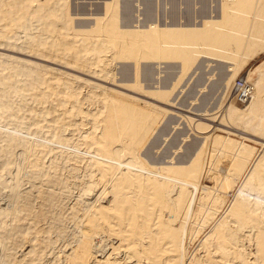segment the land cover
Masks as SVG:
<instances>
[{
	"label": "bare ground",
	"instance_id": "6f19581e",
	"mask_svg": "<svg viewBox=\"0 0 264 264\" xmlns=\"http://www.w3.org/2000/svg\"><path fill=\"white\" fill-rule=\"evenodd\" d=\"M34 3L38 4V9L36 8L38 12L31 15V8L33 9V5L35 7ZM60 6L62 9L60 10V15H58L56 7L58 9ZM117 7L116 0H112L110 4H106L103 16L95 17V23H93L94 27L92 26L93 28L86 31H73L67 29L70 27L69 25L72 20L70 21L69 15L66 12L67 10H65V0H0V23L4 22L1 24L2 26L0 25V45L4 44L11 34H14V30L28 31V24L31 20H33V22H40L37 20L40 14L45 15V17L52 21L55 17H59L61 19V22L59 21L61 24L58 26H62L60 28L61 30H69L68 33L58 32L56 37H54V40L48 41L44 38L45 40L42 42H40L41 39L37 37L38 40H34L29 32H25L26 36L24 33L23 37L25 36L27 37L26 39H29V43L31 42L30 45H32L31 48L34 52L37 54L40 53V55H38L43 60L37 58L38 60L40 59L39 61L44 63L47 62L49 64L52 63L57 67L63 65L62 67L70 70V72L74 71L77 74L80 73V75L86 76L95 81V83L89 82L65 72L63 73L55 69L44 68V71H40L42 82L40 85L41 92L33 97L36 101L32 99L35 101L34 103L41 107L52 101V111L48 109L41 110L43 114L42 116L45 119L43 121L45 123L49 124L52 121L51 115L53 112H56V114L59 112L60 114V116H56L55 119L58 118L57 122L58 120L61 121L62 123L59 124L62 126L57 127L59 132L58 130L53 131V133L58 132V136L56 137V134H53V136L51 135V138L55 136L56 142L69 143L70 138L74 136L73 134L76 133L78 135L82 132L84 135H78L76 138H78L77 140L80 138V140L77 142L79 145L82 144L83 148L85 147L88 151H92V154L96 156V158L93 157L91 159L81 158V160H86L85 163L82 164H84V168L87 169L86 172L89 171L88 174L91 179V181L89 179V182L92 185L93 193H95L97 197L94 196V200L90 204H86L87 207H89L86 214H80V216H84L83 220L81 219L82 221H79L81 217L77 220L79 223L82 222L83 231L81 230V239L78 238L80 240H76V242L78 241L76 247L74 249L71 248L72 250H70L68 256L64 257L66 260H62L63 263L264 264V204L262 203L264 202V155L261 156L262 154H259L260 158L256 156L249 172L245 175L243 184L241 185L240 183L232 202L226 207L227 209H225V213L223 212L221 216H219V220L214 222L213 227L203 239L199 241V246L197 245V250L195 249L196 252L194 250L193 256H191V258L188 257L189 259L186 257L183 245L184 236L186 234L185 226L183 225L184 223H180V220L182 218H185L184 220H186L191 211L194 200L193 195L200 184L203 172L202 157L204 152L199 151L185 166L160 169L161 178L159 177V179L155 177L153 178V174L151 177L148 176V174H145L146 176H144L142 175L144 174L142 172V174H138L131 170L133 168L138 171L147 172L151 169L136 156V152L146 141L154 127L159 124V121H161L165 113L168 112L158 107H154V104L152 106V103H147L145 99L150 101L157 100L156 102L159 103L160 99H166L169 92L173 91V88L177 84V82L176 84H170V87H161V84H156L157 87L154 88L155 92L149 93V95L153 96L155 99L145 97L139 85V71L137 67L139 63L150 55L154 56L153 58L157 56L156 59H158V56L162 58L164 56L166 59L167 56L168 59H179L182 70L185 71L194 65L193 58L195 56L193 57L191 50L193 48L195 49L194 46L198 47L201 45L200 47L206 46L211 50L212 47H214L218 53L223 51L228 53V49L233 48V55H237V58L234 57L235 59L232 61L235 62L232 63V65L235 63L237 65V59L239 57L241 58V55L239 57L238 55L240 52H244L243 46H240V41L245 42V45L248 43L246 51L249 57L253 56L259 50L264 49V45L255 44L254 46L253 43H249V40L254 39L255 37H258L259 39V37L262 36L260 39L264 38V25H253L254 22L251 23L249 20L242 17L239 18L238 16L240 10L241 13H245L249 10H254L255 12L256 7L253 6L251 0H230V5L225 4L221 6L222 11H220L221 14L218 16V19L215 18L211 20L214 22L216 21V23L218 22V25L214 26V28H211L213 24L210 23L207 18V21H205L207 24H201V26L199 25L196 27L195 25H192V27H186L184 25L181 26L180 24L178 26H171L172 24H169L171 27L168 29L167 26L169 25H167L165 28L167 31L155 30V26L148 27L146 30L140 26L139 31L123 29L125 27H121L118 22ZM12 9L16 16L10 18L8 15L11 13L10 10ZM6 18H10L11 20H7ZM208 22L210 24H208ZM51 24L49 23V27H45V25L40 23L39 26L40 28L43 26L41 30H49L54 35L57 30V25L54 23V25ZM158 27L159 26H157V28ZM215 27L217 29L219 27L220 31L216 30ZM16 34L13 35V38L16 37ZM238 34H242V36L246 35L245 41H243V39L240 40L238 37L236 38L235 36ZM53 35H51V37H53ZM26 42L28 41L26 40ZM162 43L163 47H165V45L167 47V44L168 47L169 45L170 47L163 49L162 46L160 47ZM22 46L25 47V45ZM17 48L15 47L14 49ZM23 49L24 48H22V51ZM113 49L118 50L117 58L114 59L130 60L134 62L136 69H134L135 78L133 81H125L120 85L114 84L115 79L111 73L112 70H109L110 61L113 62L114 59H110L111 57L107 59L108 52H112ZM24 50L28 52L27 47ZM5 63L12 67V70L15 69V73L16 71L20 73V71H18L20 70L19 67L25 65H28V69L34 73L39 69L35 63L29 64L30 62H23L13 58L7 60ZM230 67L231 69L229 72L232 71V74L234 75L236 72L235 65ZM233 75H228L226 77V85H228L229 81L234 77ZM244 77L246 78V81L252 85V94L250 99H247L244 102L245 104L250 101L242 111H247V113L251 115L252 113L249 112L263 111L262 113H264L263 109L260 110L264 101V90H256V84H252L251 81H249L248 76ZM6 79L4 78L1 80L5 81ZM6 83L9 84L8 81ZM36 83L38 84V82ZM97 83H104L103 85L106 86ZM261 85L264 86V83H261ZM82 86H86V88L90 89L85 100L89 103L95 104L96 107L95 109L93 108L94 111L88 110L89 108L85 109V106L82 107V102L85 103L80 92V87ZM113 88L118 90L116 91ZM134 91H137V93ZM35 92L37 93V91ZM129 93H132L134 96H130ZM135 96L140 97L141 99L136 98ZM142 98H144V100H142ZM67 105L69 108H65ZM227 108L229 107H226V109ZM234 112H238V109L235 107H230V110L226 112L228 113L229 119L232 120ZM49 114L51 119L48 118ZM35 117H37V115ZM52 117L54 118V116ZM46 119H50L51 121L46 122ZM263 119L264 118L262 117V121ZM247 121L250 122L249 120ZM237 122H239L240 125V121L237 120ZM248 122L245 124L247 127L244 126L245 130H247L249 126ZM54 123H56V120ZM233 123L235 124V122ZM47 124L46 127L48 126V128H50L53 126L54 129L56 127L55 125H59L57 123L55 125L49 124V127ZM85 125L87 128L88 126L90 128L85 132H78V129ZM262 125L263 124H258L259 127H262ZM40 126L42 127L43 124H37V128L35 129L36 132H39L41 129L43 131V129L46 128H44V126L41 128ZM199 126L201 127L202 125ZM258 126L257 129L259 128ZM70 127L74 128L75 131H71V133H73L72 136L66 138L63 136L65 133L60 131L67 130L70 132V130H72ZM218 127L219 124L213 126L214 129H217ZM68 128L70 129L68 130ZM50 129L52 131V127ZM248 129L251 130V126H249ZM252 130H256L255 127ZM259 130H261V128L254 132ZM48 132H50V130H48ZM69 132L66 133L69 134ZM261 135L263 136V133H261ZM78 143H76V145ZM235 146L236 145H234L233 142L223 141L220 137H216L213 141V147L224 153L226 152L223 151V148L227 150H235ZM52 150L48 151L51 152ZM40 151L41 148L38 153L42 154ZM236 151L235 154L237 155L233 158L231 157V160H229L230 158H226L231 163L224 178L217 177L220 174L218 175L216 172L214 174L212 173L210 178H207L209 179L208 181L211 182L210 184L218 187L219 190L217 191L219 193L217 192L218 195H216L212 201L210 206L211 213L207 212L206 216L204 215V219L201 221L202 224L200 226L205 227L209 224V221H213L214 216L217 215L216 213H218L221 205H224L223 203L226 200V197L232 192L235 183L240 179L242 166L245 164H243L242 159L248 160L252 154V151L244 145L237 147ZM67 159L69 158L67 157ZM71 159L72 161L74 160V158L70 157V160ZM78 159V156L77 158L75 157V160L78 161ZM123 159H128V161L124 160L125 164H122ZM75 160L74 163H77ZM31 162H28L30 163V168L36 170L39 167H41L40 170L43 168L38 163V160ZM214 165H216L217 169L225 167L224 163L221 164L219 162L214 163ZM123 167L127 170H123ZM152 169L154 170V168ZM43 170H41V172H43ZM212 170L214 171V168ZM221 170L222 169H220V172ZM157 174L159 173H156L155 175ZM207 174L209 175V173ZM98 186L102 188L101 191L96 189ZM247 191L251 194L244 195ZM202 196L205 197L206 195ZM210 196H206V198L208 199ZM248 196L250 197L248 198ZM251 196H253L254 199H251ZM203 197L202 201L200 199L199 202L204 203L205 205L207 199H203ZM76 210H78L77 207L75 211ZM200 214L201 213L198 215ZM184 222L185 224L187 223L186 221ZM1 225L4 226V224ZM3 226H1V228ZM191 233L194 234L192 230ZM189 234L188 236H190ZM97 236H103L111 240V249L109 252H106L107 250L99 252L98 246V250L96 249V246L95 248L92 246V239H95ZM37 237L38 236H36V238ZM108 240L107 242H109ZM243 241L248 243L247 248L242 246L243 244L241 243ZM105 247H107V245Z\"/></svg>",
	"mask_w": 264,
	"mask_h": 264
},
{
	"label": "rangeland",
	"instance_id": "374dc122",
	"mask_svg": "<svg viewBox=\"0 0 264 264\" xmlns=\"http://www.w3.org/2000/svg\"><path fill=\"white\" fill-rule=\"evenodd\" d=\"M111 2L112 0H65V10H67L66 12L69 15L70 21L72 20L69 25L70 27L67 29L73 31H86L93 28V23H95L94 20L96 19L95 17H102L106 4H110ZM251 2L253 3V6L256 7L255 12L254 10H249L245 13H241L240 10L238 14L239 18L242 17L249 20L251 23L254 22L253 25H264V0H251ZM225 4L230 5V0H116V6H118V9L116 8L118 13H116L119 25L121 27H125L123 29L139 31L140 26L145 28V30L148 29V27L155 26V30L165 31L166 26L169 24H172L171 26H178L180 24L181 26L184 25L186 27H192V25H195L196 27L199 25L201 26V24H207L205 22L207 20L213 24V26L210 27L214 28V26L218 25V22L216 23V21L214 22L211 20L215 18L218 19V16L221 14L220 11H222L221 6ZM37 5L38 4L36 3L35 7L33 5V9L31 8V15L38 12ZM61 9V6L58 7V9L56 7L58 15H60L59 13H61ZM10 11L11 13L8 15L10 18L16 16L13 9ZM10 18L6 19L11 20ZM37 20L40 22H33V20L29 22L28 31L14 30V34H11V36H9L5 41V43L9 44L4 43L0 45V75L2 76H0V264H66L63 263V261L66 260L64 257L68 256L70 250L74 249L78 241L81 239L80 236H82L83 227L82 222L79 223V221L81 219L83 220L84 216L82 215H85L89 209L86 204H90L94 198L97 197L96 194L93 193L92 185L89 182V171L86 172L87 169H85L84 164H82L85 163L86 160H81V158L91 159L93 157L96 158V156L92 154V151H88L85 147L84 149L81 142V145H79L78 142L80 138L79 140L76 138L78 135L83 136L84 133L81 131L85 132L90 127L88 126L87 128L85 125L78 129V132H81V134L79 133L78 135L75 132V134L71 133V131H75L74 128L71 127L70 128L72 130H70V132L67 130L60 131L65 133L63 136L66 138H69L72 134L74 136L70 138L69 143L56 142V137L58 136L57 134H59L57 127L62 126L59 124L62 122L59 120L57 122L58 118L55 119L56 116H60L59 112H57L58 115L56 112H53L51 115L52 119L50 118V114L48 115L49 117L47 116L52 120L46 119V122L51 121L49 123L50 125H55L56 123L59 124L58 126L55 125V129L51 126V131L50 125L43 121L45 119L42 116L43 114L41 110L48 109L52 111V101L49 102V104L51 103L50 105L47 103V105L41 107L40 105L38 106L34 103L36 100L35 98L33 99V97L37 96L39 92H41V72L45 70L44 68L55 69L63 73L65 72L89 82L95 83V81L86 76L80 75V73L77 74L74 71L70 72V70L62 67L63 65L57 67L52 63L49 64L47 62L44 63L39 61L40 59H43L40 58V53H38V55L31 48V42L29 43V39H26L27 37H25L26 33L29 32L34 40L40 38V42H42L45 40L44 38L48 41H52L55 39L54 37H56L58 32L68 33L69 30L63 29V31L60 29L62 26H58L61 24V19L59 17H55V21H52L45 17V15L40 14ZM209 22L208 24H210ZM3 23H0V25ZM40 23L45 25V27H49V23H52L51 25L56 24V33L53 35L49 30H41L43 26L40 28ZM170 25L167 26L168 29L171 27ZM157 26L159 27L157 28ZM215 29L220 31L219 27L218 29L215 27ZM24 33L25 36L23 37ZM15 34L16 37L13 38V35ZM51 35H53V37H51ZM245 36L246 35L242 36V34H238L235 37L245 41ZM260 37L259 39L258 37H255L254 39L249 40V43H253L254 46L255 44L264 45V38L260 39ZM26 40L28 42H26ZM163 43L160 47H163ZM22 45H25V47ZM241 45L243 46L244 52H240L238 55V57L241 55V58H238L239 61L237 59V65L236 63L232 65V63L235 62L232 61L235 59L234 57L237 58V55H233L232 47V49H228V53H225L224 51L218 53L214 47H212L211 50L206 46L200 47V45L198 47L194 46L195 49H193L195 51L193 49L191 50L193 57L195 56L193 58L194 65L185 71L182 70L179 59H168L167 56L166 59L164 56L163 58L158 56V59H156L157 56L153 58L154 56H151L150 53V56L148 55L149 57L142 60L137 66L139 71V85L144 96L147 98L155 99L153 96L149 95V93L155 92L154 88L157 87L158 84H161V87H170V84H176V82L177 84L173 88V91L169 92L166 99H160L159 103L156 102L157 100L150 101L145 99L147 103H152V106L154 104V107H158L168 112L165 113L161 121H159V124H157L152 132H150L148 138L140 147L141 150L139 148L140 152L139 150L136 152V156L141 159L144 164L146 163V166L151 169L147 172L138 171L133 168L131 170L137 172L138 174L144 173L142 174L144 176L148 174V176L151 177L153 174V178L155 177L159 179L161 176L160 169L185 166L197 155L199 151L204 152L202 157L203 172L200 184L193 195L194 200L191 211L186 220H184L185 218L180 220V223H184L183 225L185 226L186 234L184 236L183 245L187 258H191V256H193L194 250H197V247L199 246V241H201L213 227L214 222L219 220V216H221L223 212L225 213V209H227L226 207L232 202L234 194L238 190L240 183L241 185L243 184L245 175L249 172L256 156L260 158L259 154H262L261 156L264 155V119L262 121V117L264 118V113H262L263 111H248L249 113H252V115L248 114L247 111L244 112L242 109H244L247 103L250 102L249 100V102L244 104L232 100L230 97V88L236 77L248 76L249 81H251L252 84H256V90H264V86L261 85V83H264V49L259 50L253 56L249 57L246 51L248 43L245 45V42L240 41V46ZM15 47L18 48L14 49ZM26 47L27 50L30 48L28 52L24 50ZM167 47L165 45L163 49ZM22 48H24L23 51ZM116 50L117 49H113L112 52L109 51L107 59L110 57L112 60L117 58L118 50ZM12 58L23 62H30L29 64L35 63L40 70L38 69V71L34 73L28 69V65H25L23 66L24 68L19 67L20 70L18 71H20V73L16 71V74L15 69L12 70V67L5 63L7 60ZM37 58L40 59L38 60ZM110 62L109 70H112L111 73L115 79L114 84L120 85L125 81L130 82L134 80V69H136L134 62L120 59H114L113 62ZM234 65L236 72L233 71L235 72L233 75L232 71L229 72V70L231 69L230 66ZM228 75H233L234 77L229 81L228 85H226L227 83L225 79ZM4 78H7L5 81H8L9 84L1 80ZM36 82H38V84ZM97 84L103 85L104 83ZM80 88L81 96L85 101V103L82 102V107L85 106V109L89 108L88 110L94 111L96 107L95 104L89 103L85 100L90 89L86 88V86H82ZM113 89L116 91L118 90L115 88ZM35 91H37V93ZM134 92L137 93V91ZM130 96L134 95L131 93ZM142 100H144V98H142ZM226 107L229 108L226 109ZM230 107L238 109V112H234L232 120L228 118V113H226L230 110ZM65 108H69V106L67 105ZM261 109L264 110V101L260 110ZM36 115L37 117H35ZM52 116H54V118ZM55 120L56 123H54ZM237 120L240 121V125ZM233 122H235V124ZM246 122H248L249 126H251V130L248 129L249 126L247 130H245L244 126H246ZM37 124H43L44 128L47 124L50 128L47 126L42 131L41 128L43 126H40L41 130L36 132L35 129L37 128ZM218 124L219 127L214 129L213 126ZM258 124L263 125L262 127H259L260 125L258 126ZM199 125L202 126L200 127ZM256 125L261 128V130L254 132L259 129H257ZM254 127L256 130L253 131L252 129ZM70 128H68V130ZM48 130H50V132H48ZM55 130H58V132L53 133ZM66 132H69V134ZM261 133H263V136ZM53 134H56V137L54 136L55 138H51ZM216 137H220L223 141L233 142L234 145H236L235 150H227L223 148V151L226 152L224 153L215 149V147H213V141ZM76 143L78 144L76 145ZM242 145L250 149L252 154L248 160L242 159L243 164H245H242L243 166L240 179L235 183L232 192L226 197V200L223 203L224 205H221V208L218 210L219 214L216 213L217 215L214 216L213 221H211L212 223L209 221L207 226H200L202 224L201 221L204 219V215L206 216L207 212L211 213L210 206L215 196L219 193L217 191L219 190L218 187L210 184L211 182H209V179L207 178H210V175L215 172L218 175L220 174L217 177L224 178L230 168L231 162L229 160H231V157L233 158L237 155L235 154L237 152V147H241ZM40 148V152H42V154L38 153ZM44 148L47 151L53 150L51 152H47ZM74 156L76 158L78 156L81 163L79 159L78 161L75 160ZM67 157L69 159H67ZM70 157L74 158L77 163H74V160L72 161V159L70 160ZM226 158L230 159L228 160ZM34 160H38L40 166L43 168L45 167L44 170L43 168L41 169L43 172L40 170L41 167L37 170L30 168L31 166L28 162H33ZM124 160L128 161V159H123L122 164H125ZM216 162L225 164V167L220 168L222 169L221 172L220 169H217L216 165H214ZM152 168H154V170ZM213 168L214 171L212 170ZM123 170L127 169L123 167ZM156 173L159 174L155 175ZM207 173H209V175ZM98 187H96V189L101 191L102 188ZM246 194L248 195L251 193L247 191L244 195ZM202 195L210 197L207 199L206 196L203 197ZM202 197L203 199H207L205 202L207 205L199 202L200 199L202 201ZM249 197L250 196H248V198ZM251 199H254V197L251 196ZM262 203L264 204V202ZM76 207L78 210L75 211ZM198 212L201 214L198 215ZM80 214L82 215L80 216ZM78 219L79 221H77ZM183 220L187 223L185 224ZM1 224H4V226ZM1 226L3 227L1 228ZM191 230L196 235L191 233ZM188 234L190 236H188ZM36 236L38 237L36 238ZM108 239L109 238L103 236H97L95 239H92V246H94V248L96 246L97 250L99 247V252L106 250V252H109L111 249V240ZM76 240L78 241L76 242ZM107 240L110 243L107 242ZM241 244H243L242 246L244 248H247L248 246L246 241H243ZM106 245L107 247H105Z\"/></svg>",
	"mask_w": 264,
	"mask_h": 264
},
{
	"label": "built area",
	"instance_id": "2783aa9c",
	"mask_svg": "<svg viewBox=\"0 0 264 264\" xmlns=\"http://www.w3.org/2000/svg\"><path fill=\"white\" fill-rule=\"evenodd\" d=\"M252 94V85L246 81V78L236 77L230 88V97L239 103H244L250 99Z\"/></svg>",
	"mask_w": 264,
	"mask_h": 264
}]
</instances>
